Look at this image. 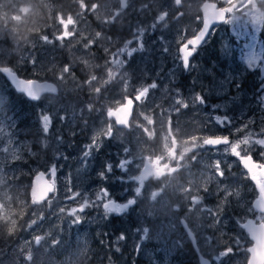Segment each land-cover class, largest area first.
<instances>
[{"label":"rangeland","instance_id":"374dc122","mask_svg":"<svg viewBox=\"0 0 264 264\" xmlns=\"http://www.w3.org/2000/svg\"><path fill=\"white\" fill-rule=\"evenodd\" d=\"M205 1L226 19L185 70L178 50L199 30ZM175 4L0 0V69L55 87L28 103L29 130L0 96V264H198L186 231L209 264L246 263L241 226L264 224L240 167L264 158V0ZM126 99L127 132L106 119ZM216 139L226 143L206 144ZM50 171L53 192L35 203L29 182ZM112 220L115 236L105 232Z\"/></svg>","mask_w":264,"mask_h":264},{"label":"water","instance_id":"95a60500","mask_svg":"<svg viewBox=\"0 0 264 264\" xmlns=\"http://www.w3.org/2000/svg\"><path fill=\"white\" fill-rule=\"evenodd\" d=\"M177 1L178 0H175V6L178 5ZM199 10L201 18V26L199 30L196 32L193 38L189 39L178 50V53L183 57V60H186L190 57V52L187 50V48H197L205 36L207 35L208 37L210 30L222 24L225 20L224 10L219 8L215 3L205 1L201 4ZM0 74L16 94L22 95L25 100L32 103L36 102L41 94L48 90L54 91L55 89V87L49 83H39L37 81H25L22 79H17L13 75L9 74L5 69H0ZM132 111L133 103L131 100L126 99L122 106L116 108L114 111L108 112L106 114V119L111 120L117 129L128 131V125L132 117ZM206 144L209 146H216L219 144V141L210 140ZM173 147L174 143L171 141V150H173ZM247 164H250L251 166L249 167ZM145 167L146 165H144V169ZM241 167L247 173L248 177L255 186V190L258 192V198L252 203V210L254 213L259 212L264 214V162L263 166H261V169L258 171L256 170L255 165L250 163L249 159L242 160ZM144 169L142 174L145 173ZM49 174L50 178L52 179L53 172L50 171ZM253 175L260 178L262 180L261 183L255 184L257 178H252ZM51 192L52 188L45 181V177L42 173H38L32 178L29 194L36 203L44 201ZM114 207L115 204L111 202L103 205V208H106L108 211H112ZM242 229L245 231L249 237V240L251 241V246L247 249L248 259L246 264H264V226H254L251 221H247L242 225ZM186 235L190 240L193 250L196 251L193 241L187 231ZM197 260L198 264H208L207 261L203 260L199 256H197Z\"/></svg>","mask_w":264,"mask_h":264},{"label":"trees","instance_id":"16d2710c","mask_svg":"<svg viewBox=\"0 0 264 264\" xmlns=\"http://www.w3.org/2000/svg\"><path fill=\"white\" fill-rule=\"evenodd\" d=\"M103 1V0H98V2ZM264 43V42H263ZM0 96H1V101L3 103V108L4 110L10 114L13 115L15 117V119H17V127L16 128H22L24 130H29L28 128L26 129V124L29 120L30 117L29 115H32V110L29 107L28 108V103L20 96V95H16L14 94V92L12 90H10L8 88V86H4L3 88H0ZM23 115L25 121L20 120V116ZM29 132V131H28ZM25 133L27 134V139H31V132L30 133ZM27 182H23V185H27L29 178H27L26 180ZM24 189H26L24 187ZM117 227H118V223H116L114 220L111 221L108 230H106L105 232H107L108 235L111 236H115V232H117ZM190 249V248H189ZM184 258V257H183ZM183 258H179L177 259V262L175 264H185L184 259ZM115 260H111L108 262H114ZM90 264H97L96 262V258L92 259L89 261ZM134 263L136 264H141L139 262V260L135 259Z\"/></svg>","mask_w":264,"mask_h":264},{"label":"snow or ice","instance_id":"6c2138e0","mask_svg":"<svg viewBox=\"0 0 264 264\" xmlns=\"http://www.w3.org/2000/svg\"><path fill=\"white\" fill-rule=\"evenodd\" d=\"M207 42V35L205 36V38L200 42V44L197 46V50L195 53H193L192 57L189 58L188 60V63L187 65H185V62L183 60V57L178 53V56H179V59H180V64L179 66L180 67H184L185 70H188L192 65L190 64V60L191 58H193L199 47L202 46L204 43ZM170 75H173V73H170ZM237 89L239 88V85L237 84L236 85ZM199 101L202 102V103H206V99L203 95H200L199 96ZM228 103H236L235 99L234 98H231L230 96L228 97V100H227ZM264 103V102H262ZM215 111V109H214ZM230 122V120H229ZM96 151H99V149H96ZM85 152H88V149L85 148ZM93 157L91 156V154L89 153L86 157H84V155L82 154V158H81V163H82V166L87 169L88 167V163L90 162V160L92 159ZM105 172H109V165H105ZM98 178L101 179V180H107V176H105L103 173H100L98 174ZM102 192H105V193H108L109 197H111L114 201H116V203L119 205V204H126L128 206V208H131L132 207V204L129 203V199L131 198H128V199H125L124 197H121L119 200H117V198L115 196L112 195V193L109 191V189L107 187H105L104 189H102ZM111 214H115V215H119V216H123L125 215L126 213L125 212H113V213H110L109 214V218H110V215ZM79 222V221H77ZM120 239H126V236L124 235V233H121V236H120ZM137 251H139V248H137Z\"/></svg>","mask_w":264,"mask_h":264},{"label":"flooded vegetation","instance_id":"af4514ba","mask_svg":"<svg viewBox=\"0 0 264 264\" xmlns=\"http://www.w3.org/2000/svg\"><path fill=\"white\" fill-rule=\"evenodd\" d=\"M98 1V0H97ZM123 1V0H122ZM57 60L58 59H60V57L58 56L57 58H56ZM251 159V158H250ZM256 160H253V159H251V164L252 165H255V167H256V170L258 171V170H260L261 169V166H263V162H264V158L261 160V162H255ZM247 166H251L250 164H247ZM248 176V175H247ZM249 178V177H248ZM252 178H257L256 179V181H255V184H258V183H261V179L260 178H258V177H256L255 175H253L252 176ZM249 181L251 182V184H252V186H253V190H254V192H255V198L253 199V201L252 202H254L257 198H258V192L255 190V186H254V184H253V182L250 180V178H249ZM251 206V205H250Z\"/></svg>","mask_w":264,"mask_h":264}]
</instances>
